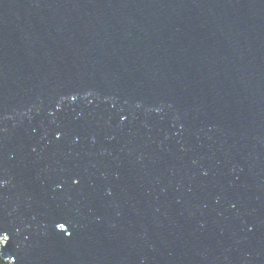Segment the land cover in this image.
<instances>
[{"label":"water","instance_id":"obj_1","mask_svg":"<svg viewBox=\"0 0 264 264\" xmlns=\"http://www.w3.org/2000/svg\"><path fill=\"white\" fill-rule=\"evenodd\" d=\"M0 237L12 264H264V0H0Z\"/></svg>","mask_w":264,"mask_h":264},{"label":"trees","instance_id":"obj_2","mask_svg":"<svg viewBox=\"0 0 264 264\" xmlns=\"http://www.w3.org/2000/svg\"><path fill=\"white\" fill-rule=\"evenodd\" d=\"M0 264H8V262L5 259H3L1 253H0Z\"/></svg>","mask_w":264,"mask_h":264},{"label":"rangeland","instance_id":"obj_3","mask_svg":"<svg viewBox=\"0 0 264 264\" xmlns=\"http://www.w3.org/2000/svg\"><path fill=\"white\" fill-rule=\"evenodd\" d=\"M0 243L3 244V238H2V237H0ZM7 262H8V264H12V263L9 262V261H7Z\"/></svg>","mask_w":264,"mask_h":264},{"label":"snow or ice","instance_id":"obj_4","mask_svg":"<svg viewBox=\"0 0 264 264\" xmlns=\"http://www.w3.org/2000/svg\"><path fill=\"white\" fill-rule=\"evenodd\" d=\"M60 226H61V224H58V225H57V227H60ZM63 229H64V228H63ZM63 229H62V230H63Z\"/></svg>","mask_w":264,"mask_h":264},{"label":"clouds","instance_id":"obj_5","mask_svg":"<svg viewBox=\"0 0 264 264\" xmlns=\"http://www.w3.org/2000/svg\"><path fill=\"white\" fill-rule=\"evenodd\" d=\"M3 244H0V246H2Z\"/></svg>","mask_w":264,"mask_h":264}]
</instances>
